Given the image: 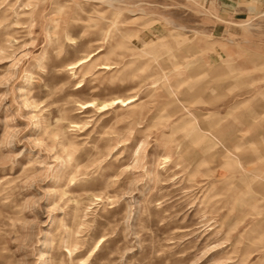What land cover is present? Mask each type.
<instances>
[{
  "label": "rangeland",
  "instance_id": "1",
  "mask_svg": "<svg viewBox=\"0 0 264 264\" xmlns=\"http://www.w3.org/2000/svg\"><path fill=\"white\" fill-rule=\"evenodd\" d=\"M0 45V264H264V0H0Z\"/></svg>",
  "mask_w": 264,
  "mask_h": 264
},
{
  "label": "bare ground",
  "instance_id": "2",
  "mask_svg": "<svg viewBox=\"0 0 264 264\" xmlns=\"http://www.w3.org/2000/svg\"><path fill=\"white\" fill-rule=\"evenodd\" d=\"M58 21V20H57ZM60 21V20H59ZM58 21V22H59ZM51 22L54 24L55 23V18H53V19H51ZM56 24V23H55ZM3 49V46L2 45H0V50H2ZM114 49V48H113ZM85 61H87V59L85 60V59H83V60H81V62H80V64L81 63H83V62H85ZM79 64V63H78ZM113 63H106V64H102V68H110V66L112 65ZM71 68V67H70ZM128 76H130V74L128 75ZM132 76V75H131ZM132 78V77H131ZM133 80V79H132ZM111 100V103L110 104H118V103H122V105H125V106H127L128 104H130L133 100H134V98L133 97H131V96H126V97H124V96H115V97H113V98H111L110 99ZM106 101H104V102H99L100 104H101V107H103V108H105L106 106H107V104L105 103ZM92 104L91 103H84V104H82V107H84V108H87V107H89V106H91ZM126 109H128V110H130V112H133V113H135L136 112V107L134 106V105H129ZM138 112V111H137ZM136 112V113H137ZM52 114V113H51ZM141 115V114H140ZM49 117V116H48ZM60 119L61 118H59V119H57V124L59 123V121H60ZM55 126H56V124H55ZM50 130H51V128H50ZM53 130V129H52ZM50 132V131H49ZM56 132V131H55ZM54 133V132H53ZM49 134V133H48ZM47 134V135H48ZM202 134V136H207L208 135V133L206 132V131H204V132H202L201 133ZM51 135H52V133H51ZM55 136V135H54ZM48 137V136H47ZM60 141H59V143L61 144V146L63 145V146H65L64 144H65V142H66V140H64V142H63V140H62V138L60 137ZM57 140V139H56ZM53 142H54V140H53ZM163 143V142H162ZM165 143V145H166V149L170 152V153H172V152H174L173 154H175L176 155V158H175V160H173V162H172V164L170 165V166H173L174 164H178L179 165V171H182V170H184L185 169V144H183V146L181 147H179V144H175V145H170L169 144V142H164ZM52 144H54V143H52ZM56 145H57V143H55ZM60 144H58L59 146H60ZM64 148V147H63ZM77 150L76 149H74V148H71V149H68L66 152V154L68 155V157L69 156H74L75 157V159H73L74 160V163H73V167L72 166H70V168H73L74 170H73V173H75V172H80V166L78 165V162L80 161V157H81V155L78 153L77 154V152H76ZM75 154V155H74ZM66 155V156H67ZM198 161V160H197ZM196 161V162H197ZM67 168V167H66ZM69 168V169H70ZM169 169H170V167H169ZM69 172V171H68ZM67 172V173H68ZM84 173V171L83 172H81V174H83ZM66 174V173H65ZM69 174V173H68ZM70 174H72V173H70ZM74 175V174H73ZM75 175H77V174H75ZM74 175V176H75ZM71 180H74V177H72V178H70ZM76 180V179H75ZM78 180V179H77ZM6 181V180H5ZM5 181H3L4 183H5ZM8 181V180H7ZM8 182H10V181H8ZM77 182V181H76ZM80 181H78V183H79ZM71 183H73V181L71 182ZM81 183V182H80ZM1 186V185H0ZM6 186V185H5ZM4 188H6V187H4ZM65 192V191H64ZM76 201V200H75ZM77 207V206H76Z\"/></svg>",
  "mask_w": 264,
  "mask_h": 264
}]
</instances>
